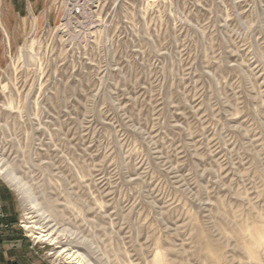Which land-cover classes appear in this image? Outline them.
Segmentation results:
<instances>
[{"label": "rangeland", "instance_id": "374dc122", "mask_svg": "<svg viewBox=\"0 0 264 264\" xmlns=\"http://www.w3.org/2000/svg\"><path fill=\"white\" fill-rule=\"evenodd\" d=\"M76 9L16 38L0 13V160L31 191L0 176V234L34 264H264V0Z\"/></svg>", "mask_w": 264, "mask_h": 264}, {"label": "crops", "instance_id": "0c3cea01", "mask_svg": "<svg viewBox=\"0 0 264 264\" xmlns=\"http://www.w3.org/2000/svg\"><path fill=\"white\" fill-rule=\"evenodd\" d=\"M50 0H0V13L4 26L11 32V37H17L22 31L20 23L26 17H36L42 21L46 15V8ZM5 225V224H4ZM7 226V224H6ZM9 229L10 226H7ZM1 233V232H0ZM24 252L25 255H24ZM29 248L24 245V241L13 232V235L0 234V260L1 263L15 260L19 257L27 264H34L29 257Z\"/></svg>", "mask_w": 264, "mask_h": 264}, {"label": "bare ground", "instance_id": "6f19581e", "mask_svg": "<svg viewBox=\"0 0 264 264\" xmlns=\"http://www.w3.org/2000/svg\"><path fill=\"white\" fill-rule=\"evenodd\" d=\"M0 176L4 178L10 185L19 189L23 196H30V189H24L25 184L20 180L17 174L8 171V169L5 168V164L2 162V160H0ZM29 204H34L35 207L39 206L33 201H30ZM36 213L37 214L35 216H31L34 220L28 221L27 225H25L26 229L30 231L35 238L42 240L43 242L48 241L51 245L59 249V245L62 243L60 235L57 234L56 231L54 232V230H51L47 227L45 223L47 218L44 216L45 213L42 210L38 209L36 210ZM31 217L29 218L31 219ZM59 256L65 258V261H68L70 264H90L84 254L80 253L79 250H74L73 248H63L59 250L57 252V257ZM155 262L157 264H165L164 259L159 255L155 257Z\"/></svg>", "mask_w": 264, "mask_h": 264}, {"label": "built area", "instance_id": "2783aa9c", "mask_svg": "<svg viewBox=\"0 0 264 264\" xmlns=\"http://www.w3.org/2000/svg\"><path fill=\"white\" fill-rule=\"evenodd\" d=\"M83 0H66V3L68 5H73L75 8H77L75 10L76 14H80V8H81V4H82ZM81 3V4H80ZM80 5V6H79ZM71 11V10H69ZM3 217V205L0 202V218Z\"/></svg>", "mask_w": 264, "mask_h": 264}, {"label": "water", "instance_id": "95a60500", "mask_svg": "<svg viewBox=\"0 0 264 264\" xmlns=\"http://www.w3.org/2000/svg\"><path fill=\"white\" fill-rule=\"evenodd\" d=\"M15 264H18V263H15Z\"/></svg>", "mask_w": 264, "mask_h": 264}]
</instances>
